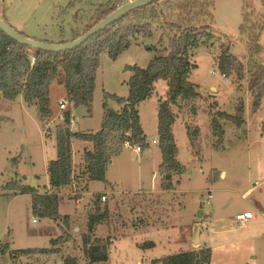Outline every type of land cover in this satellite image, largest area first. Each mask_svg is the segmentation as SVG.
Here are the masks:
<instances>
[{
  "label": "rangeland",
  "instance_id": "rangeland-1",
  "mask_svg": "<svg viewBox=\"0 0 264 264\" xmlns=\"http://www.w3.org/2000/svg\"><path fill=\"white\" fill-rule=\"evenodd\" d=\"M126 1L0 0V17L29 38L58 43L71 41L81 33L97 16L94 12L97 6ZM243 10L248 18V28L253 27L240 35ZM156 11L161 14V22L152 24L150 36L136 35L114 59L106 51L99 55L90 111L83 105L66 104L72 118L71 130L97 131L103 117V103L113 110L118 106L114 99H104L105 92L121 97L128 94L127 81L131 71L126 66L145 68L155 55L166 53L171 16L165 5L160 4ZM211 14L209 31L213 34L212 39L191 50L194 65L188 80L198 86L199 96L193 102H183L180 107L172 108L178 114L172 133L177 148L176 160L182 169L171 172L170 182L161 173L162 183L174 184L172 191L158 193L159 175L152 179L147 171L139 179L138 157L129 152L121 158V181H118L114 164L108 169V183L106 180L91 182L92 186L79 202L74 199L77 195H61L58 213L62 218L64 215L70 217L67 226L61 217L55 220L34 213L29 193L4 187L16 180L22 185H32L39 193L45 191L44 186L48 185L45 166L48 160L56 157L54 129L56 123L61 122L58 102L67 100L66 91L56 81L50 84L52 114L44 125L37 106L26 104L21 95L12 100L0 98V245L6 246L5 252H0V264H56L62 263L64 255L75 256L78 264H86L81 235L86 232L87 216L95 212L93 192L104 190L115 191V196L100 201V207H109L104 221L109 231L103 227L97 231L96 227L94 235L113 240L106 264H140L142 256L159 258L202 247L211 249L209 264H264V215L260 214L264 212V99L255 106L254 93L248 88L253 62L264 64V50L253 55L251 48L255 45L256 27L264 21V4L262 0H212ZM259 36L258 41L264 46V27ZM223 45H229L228 54L241 62V78L234 70L230 75L222 76L217 68V56ZM33 51H30L31 55ZM211 71L215 73L211 74ZM211 86H215L216 91L212 92ZM167 91V82L156 80L151 97L140 105L144 135L152 147L158 146L156 108L159 99L167 97ZM240 103L243 104L240 127L217 115L218 111L234 114ZM214 115L223 129L220 137L214 134L210 124ZM186 126L195 133L192 142ZM152 139L157 143L152 144ZM89 143L73 139L77 161L83 147ZM144 191L153 193L142 194ZM208 191L212 198L207 204L203 199ZM246 211L254 217L246 225H236L235 214ZM137 224L146 230L129 229ZM62 227H65L64 232ZM153 227L162 231L157 232L151 229ZM164 227L167 231H163ZM197 232L200 241L193 244ZM59 235L67 240L59 245L60 253L51 258L20 253L23 249L48 247L50 239ZM146 240L157 243L145 249L135 244V241ZM11 252L16 254L14 259L10 258Z\"/></svg>",
  "mask_w": 264,
  "mask_h": 264
},
{
  "label": "trees",
  "instance_id": "trees-1",
  "mask_svg": "<svg viewBox=\"0 0 264 264\" xmlns=\"http://www.w3.org/2000/svg\"><path fill=\"white\" fill-rule=\"evenodd\" d=\"M262 3L264 4V0ZM160 4L167 6L171 16V21L168 23L170 33L166 53L155 55L145 68L137 65L126 66L131 71L127 81V96L121 97L107 92L104 94V99H114L122 105L121 108L113 110L104 102L101 125L94 132H73L70 128V110L68 109L65 112V118L56 123L54 129L56 157L48 161L46 168L49 186L53 191L39 193L35 187L22 185L16 180L4 187L18 193H29L34 213L53 217L55 220L61 217L58 213L60 195L57 189L72 182L71 141L73 138L91 142L92 150L84 151L83 159L88 179L95 181H105L106 166L114 156L120 154L125 140L138 143L141 149L148 146L139 122L137 106L152 95L154 82L158 79H164L168 85L167 97L159 99L157 112L158 146L162 156L159 171L164 174L167 182L171 172L181 171L182 167L176 160L177 148L172 133V125L178 114L172 108L180 107L183 102H193L199 96L198 86L188 80V74L194 65L191 61V50L199 43L206 44L212 39L213 34L209 31L212 0H156L130 11L115 23L91 36L80 46L67 51L50 52L32 49L13 41L0 30V98L12 100L21 95L26 104L37 106L40 121L44 125L52 114L49 107L50 84L53 81L62 84L69 104L73 107L83 105L90 111L99 55L106 51L109 57L114 59L121 50L130 45L131 39L136 35L150 36L152 24L157 25V22H161V14L156 11ZM116 5L119 6L121 3H104L97 6L94 10L97 16L73 39L114 11L118 7ZM247 21L248 18L243 10V20L239 27L240 35L246 34L249 28L252 30L253 26L250 25L248 28ZM263 27L264 21L256 27L258 32L254 38L255 45L251 47L253 55L261 50L258 38ZM63 42L67 41L58 43ZM229 49V45L221 46L216 60L217 68L225 76L230 75L234 70V73L241 78L243 66L240 61L228 54ZM32 50H34L33 55L30 54ZM251 68L248 88L254 93L253 104L258 106L264 99V65L253 62ZM242 113L243 104L240 103L234 114L218 111L217 115L231 120L240 127L243 123ZM217 115L211 117L210 124L214 134L220 137L223 129ZM186 128L192 142L195 133L189 131V126ZM162 187L169 188L170 183H162ZM100 201V195H95V212L87 216L86 232L81 235L82 253L86 264H106L109 258L112 241L108 237L99 238L94 235L96 226L107 216V209L100 207ZM61 219L67 226L70 217L64 215ZM64 228L62 227L63 232ZM62 236L51 238L48 247L23 249L20 253L27 256L45 255L51 258L60 253L59 245L67 240ZM138 246L143 249L153 247L154 242L146 240ZM5 247L0 245L1 253L5 252ZM12 253L9 254L10 258L14 259L16 254ZM210 258L211 249L202 247L198 250L190 249L167 254L152 259L151 264H209ZM61 261V264H78L77 258L71 255L62 256Z\"/></svg>",
  "mask_w": 264,
  "mask_h": 264
},
{
  "label": "crops",
  "instance_id": "crops-1",
  "mask_svg": "<svg viewBox=\"0 0 264 264\" xmlns=\"http://www.w3.org/2000/svg\"><path fill=\"white\" fill-rule=\"evenodd\" d=\"M1 18V17H0ZM259 39H260V36H259ZM264 50V46H261V50L259 53H261L262 51ZM258 54V53H257ZM261 64V63H260ZM264 65V64H263ZM127 96V95H126ZM126 96H122V97H126ZM151 97V96H150ZM149 97V98H150ZM147 100V99H146ZM144 100V101H146ZM140 102L137 106V110H138V115H139V122H140V125H141V128H142V123H141V115H140V105L144 102ZM122 105H119L117 106V108H115L114 110H119L121 108ZM157 112H158V107L156 108V115H157ZM73 131V130H72ZM142 131H143V134H144V130L142 128ZM73 132H88V130H85V131H73ZM90 132H93V131H90ZM48 133V132H47ZM156 135H157V131H156ZM74 139V138H73ZM73 139L71 141V159H72V182L67 185V186H63L59 189H57L58 191V194L61 195L62 194H65L67 196H75L74 199H75V202H79L80 201V197L82 195H84L85 193H87V190L90 186H92V183L93 181L95 180H89L88 177H87V173L85 172V163H84V159H83V154H84V151H90L92 150V144L91 142L89 144H86L83 149H82V152L80 153V157L79 160L77 161L76 160V157H75V153L76 151H74V148H73ZM56 142V141H55ZM148 146H147V149L144 150V148L141 149V151L139 152V155L137 152L134 151L133 148L131 147H122L121 149V152L119 155L117 156H114L107 164L106 166V170H105V180L106 182L108 183L109 181V175L108 174V169L110 166H113L115 164V168L117 170V177H118V181H121V179L123 178V168H121V158L125 155H128V153L132 152L135 153V155L138 157L137 159V174H138V178L140 179V177L142 178L143 175H145L148 171V173L151 174V178L155 179L158 175L160 177V190H158V193H161V194H164L168 191H172L173 188H174V184L173 183H170V187L169 188H163L162 187V181H161V178H162V174L161 172L159 171V165L161 163V160H162V156H161V151L159 149V147H155V145H153V147L151 146L150 142L148 141ZM157 141H155V139H152V144H156ZM128 151V152H127ZM75 157V158H74ZM51 160V159H50ZM116 160V161H115ZM49 161V160H48ZM48 161H47V164H48ZM115 161V163H114ZM47 168V165L45 166V169ZM46 173H47V170H46ZM47 178H48V185L44 186L45 187V191H53L50 186H49V177H48V174H47ZM170 182V181H169ZM34 183H37L36 181ZM137 193H140V192H137ZM152 194L153 192L151 191H147V193L144 191L142 192V194ZM100 195V197L102 196H105V200L107 199L106 197H111V196H115V191L112 190V191H107V190H104V191H101V192H93V196L95 197V195ZM79 197V198H78ZM103 200V201H105ZM106 204V203H105ZM109 208V207H107ZM106 208V209H107ZM170 212L173 213V209H170ZM249 212V211H247ZM239 213V212H238ZM261 215H264V212L261 211L260 213ZM254 217V215H253ZM106 220V219H105ZM104 220V221H105ZM234 220V218H233ZM101 222L99 223L96 227H97V231L100 230L101 227H103L102 229H105L107 231H109V227L106 225V223ZM250 221V220H249ZM248 221V222H249ZM248 222H246L244 225H246ZM188 225V224H187ZM195 224H193L194 226ZM189 226V225H188ZM165 228V227H164ZM163 228V231H167L165 228ZM129 229L133 230V231H141V230H146V228H143L140 224H137L136 226H132L130 227ZM148 229L150 230V227L148 226ZM151 229H154L155 231L157 232H161L162 230L160 228H156V227H153ZM133 233V232H132ZM106 234H109V232H106ZM157 234V233H156ZM125 235V234H124ZM130 235V234H128ZM126 236V235H125ZM153 241V240H151ZM200 241V240H199ZM113 242V240H112ZM141 241H135V244L138 248H140L138 246V244L140 243ZM154 242V246L156 245L157 242L153 241ZM170 242V241H169ZM201 243V242H200ZM194 244V242H193ZM112 246V244H111ZM110 246V247H111ZM153 246V247H154ZM142 249V248H141ZM145 249V248H144ZM165 256V255H164ZM162 257V256H161ZM110 259V249H109V258L108 260ZM138 259V258H137ZM152 259H155V258H151V257H141L140 260L142 263L140 264H151V260Z\"/></svg>",
  "mask_w": 264,
  "mask_h": 264
},
{
  "label": "water",
  "instance_id": "water-1",
  "mask_svg": "<svg viewBox=\"0 0 264 264\" xmlns=\"http://www.w3.org/2000/svg\"><path fill=\"white\" fill-rule=\"evenodd\" d=\"M154 1L156 0H129L127 2H124L123 4L119 5L114 11H112L110 14L106 15L104 18H102L96 24L90 27L87 31L82 33L80 36H78L77 38L71 41H67L63 43H49V42L39 41L33 38L23 36L21 33L17 32L15 29H13L9 24H7L1 18H0V30L3 33H5L9 38H11L13 41L19 44H22V45H27L31 47L32 49H39L42 51H50V52L67 51V50H72L80 46L85 41H87L91 36L99 33L100 31L104 30L111 24L115 23L117 20L122 18L124 15H126L130 11H133L139 7L147 5ZM216 89L217 88L215 86L210 87V90L212 92L216 91ZM199 212L201 213V209L199 210ZM198 242H199V237H198V232H197L194 243L198 244ZM58 264H61V263H58Z\"/></svg>",
  "mask_w": 264,
  "mask_h": 264
},
{
  "label": "built area",
  "instance_id": "built-area-1",
  "mask_svg": "<svg viewBox=\"0 0 264 264\" xmlns=\"http://www.w3.org/2000/svg\"><path fill=\"white\" fill-rule=\"evenodd\" d=\"M129 1V0H128ZM127 2V1H126ZM31 61L33 62V59H31ZM214 71H211V74H214ZM222 74V73H221ZM222 76H225L224 74H222ZM67 100L66 99H62L58 102L59 105V109L61 110V112L58 114V118L62 121L65 118V112H66V104H67ZM69 121L70 123L72 122V118L71 116L69 117ZM123 147H131L134 149L135 152L139 153L141 151V147L138 143H133L129 140H125L122 143ZM211 198H212V193L211 191H208L205 198L203 199V202L205 203H210L211 202ZM102 201L105 200V196L101 197ZM253 218V215L251 212H239L237 214H235L234 216V223L236 225H244L246 222H248L249 220H251ZM34 220V219H33Z\"/></svg>",
  "mask_w": 264,
  "mask_h": 264
}]
</instances>
